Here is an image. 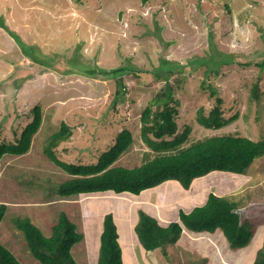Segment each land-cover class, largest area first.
Listing matches in <instances>:
<instances>
[{
    "label": "rangeland",
    "instance_id": "1",
    "mask_svg": "<svg viewBox=\"0 0 264 264\" xmlns=\"http://www.w3.org/2000/svg\"><path fill=\"white\" fill-rule=\"evenodd\" d=\"M1 22L0 144L15 142L31 122L35 106L43 111L29 152L6 154L0 160V204L8 206L0 224L1 237L4 224L11 225L9 235L3 234L6 238L0 242L19 262L41 264L29 252L14 219L29 218L49 237L61 213L83 235L71 251L77 264H98L108 213L118 228L124 264L255 262L264 251V156L243 174L214 171L194 179L189 189L176 180L163 182L145 193V199L156 202L137 208L133 198L128 205L131 195L119 197L112 192L91 200L83 194L58 196L57 187L72 176L51 162L44 149L65 122L71 134L55 148L62 161L96 162L122 129L132 132L134 142L116 165L134 168L161 156L144 143L140 117L167 82L180 102L179 132L187 126L191 129L181 149L229 134L262 139L264 0H153L147 4L140 0H0ZM19 43L39 48L36 53L45 62L34 64ZM215 54L218 66L194 64L197 58L211 60ZM225 57L231 62H224ZM164 60L178 63L182 70L168 78L166 72L157 79L128 75L122 78L127 87L119 99L115 98L116 77L84 75L106 70L119 74L126 67L154 73ZM204 84L217 89L215 97ZM256 84L258 100L252 98ZM216 97L222 99L223 117L231 120L220 129L205 128L197 120L199 109L208 115ZM211 193L237 202V212L254 222L255 232L246 247L233 249L221 230H184L178 242L166 245L167 257L159 249L146 252L141 246L133 232L140 212L167 227L171 222L164 219L178 221L181 210L203 206Z\"/></svg>",
    "mask_w": 264,
    "mask_h": 264
},
{
    "label": "trees",
    "instance_id": "2",
    "mask_svg": "<svg viewBox=\"0 0 264 264\" xmlns=\"http://www.w3.org/2000/svg\"><path fill=\"white\" fill-rule=\"evenodd\" d=\"M140 1L142 4H147L153 0ZM0 25L4 24L1 22ZM19 44L23 46L24 54L34 64L39 65L45 62L36 53L39 48L30 47L24 43ZM32 52L36 53L33 57ZM215 58L216 54L211 60L197 58L194 64H204L209 68L211 65L218 66L220 63L214 60ZM220 62L223 64V60ZM224 62L230 63L231 59L225 57ZM263 65L264 60L260 66ZM181 70L182 67L178 63L164 60L154 73L126 67L119 74L117 71L106 70L107 72L101 74L96 71L84 75L104 79L116 77L118 84L115 98L119 99L125 95L127 87L122 78L128 75L135 77L142 75L157 79L166 72V78H168L171 74ZM69 73V71L66 72V74ZM204 86L210 91V95L215 97L217 89L211 84H204ZM259 94V85L256 84L252 88V98L258 100ZM179 107L180 102L175 97L173 86L167 82L165 88L157 93L151 103L142 110L141 137L150 150L162 153V155L134 168L116 165L118 159L129 150L134 142L129 129H122L115 137L113 144L104 150L94 163L62 161L57 156L55 148L60 141L66 140L71 134L68 124L63 122L60 130L50 137L44 149L45 155L51 162L72 176L71 179L57 187L58 196L69 197L107 192H112L119 197L138 196L169 180H176L184 188L189 189L194 179L204 177L214 171L243 174L257 158L264 156V137L256 141L231 134L213 136L181 149L182 145L187 142L191 129L187 126L182 133L179 132L177 122ZM31 112L33 114L31 122L23 128L19 136H16L15 142L0 144V160L6 154L21 156L31 149L33 137L38 133L43 121V111L37 105ZM197 120L205 128L220 129L231 119L226 120L223 117L222 99L216 97L215 106L208 115L204 113V108L199 109ZM7 207L5 203L0 204V224L3 222ZM238 209L237 202H231L211 193L203 206L196 207L190 212L181 210L179 220L172 221L167 227L160 225L155 217L140 212L139 221L134 227V234L146 252L159 249L166 257V245L178 242L184 230L195 233H214L221 230L230 246L233 249H240L250 243L255 232V224L251 219L243 218L237 212ZM103 222L98 264H124L118 228L113 215L106 214ZM14 223L23 232L29 252L41 264H77L71 251L82 240L83 235L77 232L75 223L69 219L67 214L61 213L49 237L44 236L29 218H16ZM0 264L22 263L10 249L0 242ZM253 264H264V251L259 253Z\"/></svg>",
    "mask_w": 264,
    "mask_h": 264
},
{
    "label": "crops",
    "instance_id": "3",
    "mask_svg": "<svg viewBox=\"0 0 264 264\" xmlns=\"http://www.w3.org/2000/svg\"><path fill=\"white\" fill-rule=\"evenodd\" d=\"M149 192H151V191H149ZM145 193L146 192H143L142 194H140V196L138 195V196H134V197H132L136 202H137V204H139L138 206H137V208L139 207V208H141V206L145 203V202H149L150 200H152V202H156L155 200L153 201V199L152 198H146L145 199ZM100 194H104V193H98V194H91V195H82V197H84V199H89V200H91V199H94L93 197L94 196H96L97 198L99 197L98 195H100ZM87 196H89V197H87ZM130 199L131 198H129V200H128V205L131 203V201H130ZM141 210V209H140ZM165 221H169V222H172V221H175V220H166V219H164ZM138 221V220H137ZM132 222V221H131ZM160 223V222H159ZM137 224V223H136ZM130 227H131V224L129 225ZM134 226H135V224H134ZM134 226H133V228H134ZM10 227H11V225H6V224H4V227H3V229L4 228H6V230L4 231V235L6 236V234H8L9 235V230H10ZM133 228L131 229V230H133ZM2 232H3V230H2ZM133 232H134V230H133ZM102 233V232H101ZM2 234V237H1V233H0V239H2V238H6L4 235ZM135 235V234H134ZM14 237H15V235L14 236H7V238H9V239H14Z\"/></svg>",
    "mask_w": 264,
    "mask_h": 264
},
{
    "label": "clouds",
    "instance_id": "4",
    "mask_svg": "<svg viewBox=\"0 0 264 264\" xmlns=\"http://www.w3.org/2000/svg\"><path fill=\"white\" fill-rule=\"evenodd\" d=\"M150 191H152V190H150ZM142 193H143V192H142ZM142 193H141V194H142ZM95 194H98V193H95ZM134 196H135V195H132V197H134ZM102 231H103V230H102ZM185 231H187V230H185ZM101 234H102V233H101Z\"/></svg>",
    "mask_w": 264,
    "mask_h": 264
},
{
    "label": "bare ground",
    "instance_id": "5",
    "mask_svg": "<svg viewBox=\"0 0 264 264\" xmlns=\"http://www.w3.org/2000/svg\"><path fill=\"white\" fill-rule=\"evenodd\" d=\"M83 195H88V194H83ZM87 197H89V196H87ZM129 198H132V197H129Z\"/></svg>",
    "mask_w": 264,
    "mask_h": 264
}]
</instances>
